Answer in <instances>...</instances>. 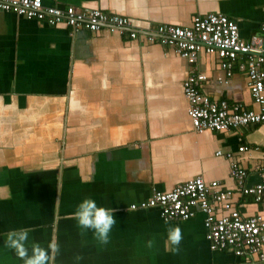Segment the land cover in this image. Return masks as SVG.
Wrapping results in <instances>:
<instances>
[{
  "label": "crops",
  "instance_id": "1",
  "mask_svg": "<svg viewBox=\"0 0 264 264\" xmlns=\"http://www.w3.org/2000/svg\"><path fill=\"white\" fill-rule=\"evenodd\" d=\"M42 1L142 28L221 13L244 39L264 23V0ZM193 68L205 73L200 90L210 98L260 110L245 65L225 81L215 55L190 64L156 42L105 29L73 34L0 10V264H264L210 249L200 211L181 221L129 208L201 176L231 189L243 215L264 218V201L230 174L237 162L246 186L259 181L264 122L194 131L183 89Z\"/></svg>",
  "mask_w": 264,
  "mask_h": 264
},
{
  "label": "built area",
  "instance_id": "2",
  "mask_svg": "<svg viewBox=\"0 0 264 264\" xmlns=\"http://www.w3.org/2000/svg\"><path fill=\"white\" fill-rule=\"evenodd\" d=\"M0 10L51 26L64 24L71 28L73 34L80 29H105L128 39L156 42L171 48L190 64L196 62L200 52L215 55L219 66L226 72L225 81L235 64L240 67L245 65L249 93L253 101L261 106L260 110L249 109L226 99L210 98L200 90L205 73L193 68L183 85L188 103L187 114L196 132L225 131L264 122V23L257 33L244 39L234 19L215 12L194 16L189 26L160 24L142 28L123 15L97 8L45 5L42 0H0ZM241 58L244 65L240 63ZM238 149L244 151L246 146ZM230 174L242 193L251 195L256 201H264V167L259 171V181L250 186L245 185L248 171L237 162H232ZM233 194L231 189L223 188L216 180L207 181L196 176L169 191L154 190L146 199L131 203L129 208H155L164 220L181 221L193 218L200 211L204 215L205 236L210 249H229L236 256L255 257L262 262L264 218L259 214L245 216L240 213L231 203Z\"/></svg>",
  "mask_w": 264,
  "mask_h": 264
}]
</instances>
